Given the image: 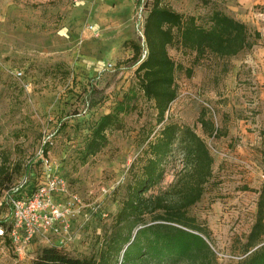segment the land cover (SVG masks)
<instances>
[{"label":"rangeland","instance_id":"1","mask_svg":"<svg viewBox=\"0 0 264 264\" xmlns=\"http://www.w3.org/2000/svg\"><path fill=\"white\" fill-rule=\"evenodd\" d=\"M145 1L0 0V162L6 158L9 167H21L11 192L0 198V220L11 225L9 198L30 195L44 177L65 182L64 190L51 197L61 208L54 220L59 232L39 233L21 253L3 233L0 264H27L39 249L52 245L76 257L89 256L112 223L128 169L145 147L142 139L149 131L153 138L160 126L152 101L137 88L132 63L131 42L141 44L136 23ZM162 2L199 21L215 8L238 15L252 32L263 35L264 46V0ZM168 52L182 68L175 73L178 95L166 120L191 127L214 157L213 176L189 208L207 231L205 239L214 253L203 264H236L264 186V96L247 66L255 63L246 53L206 55L193 64L192 54L176 46ZM124 100L127 107L106 130L105 146L82 163L91 128ZM202 111L219 135L203 133ZM43 139H49L47 166L37 156ZM181 168V155L175 151L164 179L149 192L167 188Z\"/></svg>","mask_w":264,"mask_h":264},{"label":"trees","instance_id":"2","mask_svg":"<svg viewBox=\"0 0 264 264\" xmlns=\"http://www.w3.org/2000/svg\"><path fill=\"white\" fill-rule=\"evenodd\" d=\"M143 9L144 46L131 42L132 63L136 65L137 88L152 101L159 129L153 138L149 131L142 139L145 147L128 169L120 207L95 253L76 257L56 245L44 246L27 264H180L186 260L203 264L214 256L205 239L207 231L189 214L213 176L214 157L203 137L191 127L166 120L165 113L178 95L175 73L182 68L168 48L176 46L192 54V62L197 64L206 55L230 58L246 53L261 43V35L217 8L203 21L174 10L162 0H146ZM186 73L190 77L192 68ZM126 107L124 100L95 122L81 151L82 163L105 146L106 130L116 125ZM199 122L204 134L219 135L205 111ZM175 151L181 155L180 173L167 188L150 193L164 179L168 158ZM6 163V158L0 162V198L5 191L11 192L21 170L19 164L9 167ZM0 228L8 235L11 225L0 220ZM241 254L236 264H264V186L258 191L255 220Z\"/></svg>","mask_w":264,"mask_h":264},{"label":"built area","instance_id":"3","mask_svg":"<svg viewBox=\"0 0 264 264\" xmlns=\"http://www.w3.org/2000/svg\"><path fill=\"white\" fill-rule=\"evenodd\" d=\"M142 10L143 7H140L136 27L142 39L141 44L144 46V17H142ZM145 53L146 50L143 49L142 57L145 56ZM111 67L112 64L110 63L105 68L110 69ZM17 74L21 75V72H17ZM204 104L207 105L206 103ZM48 140L43 139L37 151V156L44 166L49 165L48 156L45 153L46 143L49 142ZM64 188L65 182L63 179L58 177H44L30 195L21 198H9L12 224L8 232V237L17 252L21 253L31 239L39 233L47 231L59 232L54 226V220L58 219L61 215V208L60 205L53 203L51 197L53 193L63 191ZM2 234L3 230L0 229V235Z\"/></svg>","mask_w":264,"mask_h":264},{"label":"crops","instance_id":"4","mask_svg":"<svg viewBox=\"0 0 264 264\" xmlns=\"http://www.w3.org/2000/svg\"><path fill=\"white\" fill-rule=\"evenodd\" d=\"M235 18L244 21V19H242L238 15L235 16ZM261 37H263L262 34ZM247 54L249 55V57H252L251 61L253 60V63H255V66H253L252 64L247 65L250 70L252 81L254 80V85L256 87L259 85V90L262 96H264V46H262V44H258L251 50L246 52V55ZM245 118V116L240 117V119L246 120Z\"/></svg>","mask_w":264,"mask_h":264}]
</instances>
